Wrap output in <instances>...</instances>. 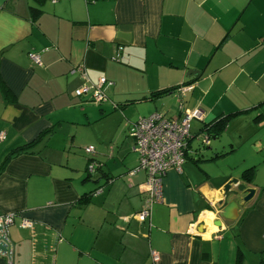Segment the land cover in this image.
<instances>
[{
	"label": "crops",
	"instance_id": "obj_1",
	"mask_svg": "<svg viewBox=\"0 0 264 264\" xmlns=\"http://www.w3.org/2000/svg\"><path fill=\"white\" fill-rule=\"evenodd\" d=\"M100 77L104 102L75 96ZM182 109L202 113L188 156L140 220L128 126ZM1 134L0 213L15 218L0 264H264V0H0ZM250 167L253 198L220 219L218 190Z\"/></svg>",
	"mask_w": 264,
	"mask_h": 264
},
{
	"label": "built area",
	"instance_id": "obj_2",
	"mask_svg": "<svg viewBox=\"0 0 264 264\" xmlns=\"http://www.w3.org/2000/svg\"><path fill=\"white\" fill-rule=\"evenodd\" d=\"M121 50L122 46H119L115 55L116 59L119 58ZM28 56L33 62L40 64L39 53L30 52ZM79 71L84 76L83 67H79ZM110 84L112 82L105 77H100L96 83L83 85L76 89L74 94L77 97L88 95L90 102L99 105L106 100L103 86ZM192 88V83H189L178 86L176 90L180 95H184ZM201 117L202 113L199 109H182V115L179 118H169L161 112H154L129 124L127 133L134 140V150L138 156V164L131 172L138 170L146 172L145 205L136 213L138 219L145 220L150 217L151 205L161 200V181L166 171L168 169L181 170L185 161L184 151L192 138L191 121L201 119ZM198 137L202 144L209 143L206 134H200ZM2 138L1 134L0 139ZM85 152L93 154V146L85 148ZM93 169V165L89 164L88 170L93 171ZM14 218V213H0V238L8 236L9 226L13 224ZM21 224L23 227H32L29 220H23ZM6 256L11 262V252ZM150 257L153 263L159 259L155 251L150 252Z\"/></svg>",
	"mask_w": 264,
	"mask_h": 264
},
{
	"label": "water",
	"instance_id": "obj_3",
	"mask_svg": "<svg viewBox=\"0 0 264 264\" xmlns=\"http://www.w3.org/2000/svg\"><path fill=\"white\" fill-rule=\"evenodd\" d=\"M248 182L239 177H232L227 180L218 190L219 198L215 203L220 219L234 220V213L243 209L253 198L255 189L247 186ZM220 221H217L219 224ZM13 248V244L9 239V234L6 237L0 238V254L9 255Z\"/></svg>",
	"mask_w": 264,
	"mask_h": 264
},
{
	"label": "trees",
	"instance_id": "obj_4",
	"mask_svg": "<svg viewBox=\"0 0 264 264\" xmlns=\"http://www.w3.org/2000/svg\"><path fill=\"white\" fill-rule=\"evenodd\" d=\"M1 87L4 89V87L1 85ZM5 90V89H4ZM170 90L168 91H160V92H157L156 95H161L165 92H169ZM225 128V120H218V121H214V122H210L208 124H206L204 126V128L197 133L196 137H198L200 134H206L210 140V138H216L220 135V133L223 131V129ZM188 145H189V142L187 144V147L185 149V153H184V157L185 159L187 158V150H188ZM203 147H207L209 146V143L208 144H202ZM12 155V154H11ZM185 162V161H184ZM254 174V167H250V168H247L245 170L242 171V174L240 175L241 178H243L244 180H246L248 183L250 182V179L252 178Z\"/></svg>",
	"mask_w": 264,
	"mask_h": 264
},
{
	"label": "rangeland",
	"instance_id": "obj_5",
	"mask_svg": "<svg viewBox=\"0 0 264 264\" xmlns=\"http://www.w3.org/2000/svg\"><path fill=\"white\" fill-rule=\"evenodd\" d=\"M199 140V142H197V141H194V143L193 144H195V145H197L198 144V146L202 149L203 148V145H202V143H201V140L200 139H198ZM88 147V145H83L82 146V151H80V153L84 156V154L87 156V157H89V158H91V155H93V154H88V153H86L85 152V148H87Z\"/></svg>",
	"mask_w": 264,
	"mask_h": 264
}]
</instances>
